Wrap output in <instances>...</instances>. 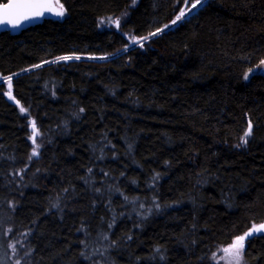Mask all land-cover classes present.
I'll use <instances>...</instances> for the list:
<instances>
[{
    "label": "trees",
    "instance_id": "1",
    "mask_svg": "<svg viewBox=\"0 0 264 264\" xmlns=\"http://www.w3.org/2000/svg\"><path fill=\"white\" fill-rule=\"evenodd\" d=\"M195 1L59 0L64 17L0 32V232L27 264H95L100 244L105 264H219L264 222V72L243 79L264 0L172 24ZM243 258L264 264V231Z\"/></svg>",
    "mask_w": 264,
    "mask_h": 264
},
{
    "label": "snow or ice",
    "instance_id": "2",
    "mask_svg": "<svg viewBox=\"0 0 264 264\" xmlns=\"http://www.w3.org/2000/svg\"><path fill=\"white\" fill-rule=\"evenodd\" d=\"M201 0H196V4H192V8H195L197 4H200ZM45 11L54 12L57 16L64 15L63 5L57 0L55 6L50 3H46L45 0H9L8 3L0 4V24H11L13 27L20 25L21 21L28 20L32 17H38L44 14ZM185 13L181 11L180 15L177 16V20L183 17ZM118 25L119 21H115ZM175 23V21H174ZM155 35V33H153ZM146 39V37L144 38ZM59 59H72V57H61ZM79 59V57H76ZM264 63V61H262ZM9 82V97H11V77L6 78ZM21 112H24L25 109L21 107ZM251 132V125H249V131L245 133V136L249 135ZM37 131L35 128V123L33 122V142L35 143V136ZM35 149L33 150V155H36ZM264 231V224L259 226H253L250 232L245 233L243 236L237 237L236 240L231 245V248L224 249L225 253H230L235 258L236 264H239L240 259L242 258V250L244 247V240L247 236L251 235L252 232Z\"/></svg>",
    "mask_w": 264,
    "mask_h": 264
},
{
    "label": "rangeland",
    "instance_id": "3",
    "mask_svg": "<svg viewBox=\"0 0 264 264\" xmlns=\"http://www.w3.org/2000/svg\"><path fill=\"white\" fill-rule=\"evenodd\" d=\"M55 2L57 3L56 0H55ZM202 2H203V0H201V3ZM192 4H196V1L193 2ZM192 4H190L188 7L187 6L185 7V5L182 7L181 11H183L185 13L183 18L185 16L189 15L190 13H192L194 10H196L200 6L199 4H197V6L195 8H192ZM64 15H65V11H64ZM64 15L61 17H64ZM77 55L78 54H71V56H70V54L69 55L66 54V55L56 57V58L52 59V61H67L64 59H59L61 57H72V59H76V57H79V58H85L86 57L85 55H78V56ZM68 60H71V59H68ZM258 72H260V73L264 72V63L260 62V63L256 64L255 66L251 67L247 72H245V74L243 75V79L247 80L251 74L258 73ZM0 80H3V79H0ZM31 137H33V136H31ZM8 229H7V234H8ZM1 232H3V233H1ZM1 232H0V264H27L26 261L28 259L27 256L29 254L27 252H29V249H28V246L26 245L27 243L24 241L25 236H19L17 238H15V236H13L11 238H8V241L5 242L4 241V235H5L4 228L1 229ZM240 236H243V234H241L237 237H240ZM237 237H234L229 244L220 246L218 248V251H217L218 254L215 256V259L219 264H236L234 256H232L230 253H225L223 250L231 248V245L233 244V242L236 240ZM103 239H104V236L101 238H97L96 243L100 244L102 241H104ZM245 241H246V239L244 240V247H245ZM101 246H102V244H100V246H94L90 250L91 258H93V256H94L95 264H105L103 257H102V252L104 251L105 247H101ZM244 247L242 250V258L240 259L239 264H245L244 260H243L244 259L243 258ZM17 250H19L18 253L16 252ZM20 253H21V255H20ZM17 254H19V256ZM22 254H24V255H22ZM20 261H22V262H20Z\"/></svg>",
    "mask_w": 264,
    "mask_h": 264
},
{
    "label": "water",
    "instance_id": "4",
    "mask_svg": "<svg viewBox=\"0 0 264 264\" xmlns=\"http://www.w3.org/2000/svg\"><path fill=\"white\" fill-rule=\"evenodd\" d=\"M8 2H9V0H6V1H0V4H4V3H8ZM45 2H46V3H50V4L53 5V6H55V5L57 4V3L55 2V0H45ZM60 17H61V16H57V15H55L54 12H48V11H45L44 14L41 15V16H38V17H32V18H30V19H28V20H23V21H21L20 25L17 26V27H13L11 24H7V23H5V24H0V32L7 30V31H9V32H11V33H17V32H19V31H21V30H23V29H25V28H27V27H29V26H32V25H34V24H36V23L41 22L43 19H46V18L60 19ZM158 32H159V31H155V32H153V33L157 34ZM153 33H152L150 36H152ZM262 224H264V222H263ZM250 231H251V230H249L248 232H250ZM248 232H247V233H248Z\"/></svg>",
    "mask_w": 264,
    "mask_h": 264
},
{
    "label": "bare ground",
    "instance_id": "5",
    "mask_svg": "<svg viewBox=\"0 0 264 264\" xmlns=\"http://www.w3.org/2000/svg\"><path fill=\"white\" fill-rule=\"evenodd\" d=\"M199 5H200V4H199ZM185 7H186V5H185ZM187 7H188V6H187ZM176 18H177V17H176ZM177 21H178V20L176 19V20H175V23H176ZM175 23H174V21H173L172 24H175ZM170 24H171V23H170ZM155 31H156V30H155ZM159 33H160V32H159ZM149 38H150V37H149ZM134 41H135V40H134ZM142 41H143V40H142ZM145 41H146V39H145ZM138 42H139V41H138ZM132 43H133V42H131V44H132ZM143 43H144V42H143ZM137 46H139V45H137ZM123 48H125V47H123ZM114 53H115V52H114ZM116 54H117V53H116ZM68 55H69V54H68ZM70 56H71V54H70ZM77 56H78V55H77ZM101 56H106V55H97V56H95V57H101ZM111 56H112V54H111ZM87 57H88V56H87ZM106 58H107V57H106ZM117 219H118V218H117ZM118 221H120V219H119ZM116 223H117V222H116ZM94 230H95V229H94ZM94 230H93V231H94ZM244 232H245V231H244ZM92 233H93V232H92ZM90 234H91V233H90ZM90 234H89V235H90ZM25 241H26V240H25ZM26 245H27V244H26ZM26 245H25V246H26ZM24 248H25V247H24ZM26 249H27V248H26ZM15 250H16V249H15ZM15 250H14V251H15ZM18 251H19V250H17L16 252L18 253ZM23 251H24V250H23ZM23 251H22V252H23ZM84 251H85V250H84ZM20 252H21V251H20ZM27 253H28V252H27ZM217 254H218V253H217ZM17 255L19 256V254H17ZM17 255H16V256H17ZM20 255H21V253H20ZM22 255H24V254H22ZM25 256H26V255H25ZM25 256H24V257H25ZM20 257H21V256H20ZM22 257H23V256H22ZM88 260H89V259H88ZM23 261H24V260H23ZM20 262H22V261H20Z\"/></svg>",
    "mask_w": 264,
    "mask_h": 264
}]
</instances>
